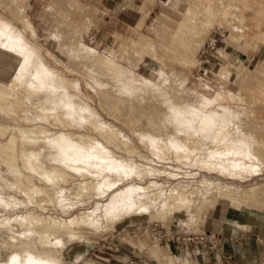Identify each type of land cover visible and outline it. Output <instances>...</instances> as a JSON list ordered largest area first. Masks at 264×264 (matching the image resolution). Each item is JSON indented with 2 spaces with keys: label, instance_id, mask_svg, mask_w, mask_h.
<instances>
[{
  "label": "rangeland",
  "instance_id": "1",
  "mask_svg": "<svg viewBox=\"0 0 264 264\" xmlns=\"http://www.w3.org/2000/svg\"><path fill=\"white\" fill-rule=\"evenodd\" d=\"M235 1L239 2V9L234 8V4H236ZM240 1L24 0L22 3V7L25 6L23 7L25 8L24 15L27 17L30 24H32V26H28V30V28H25L23 23H20L10 12V9L2 3V0H0V17L5 23L11 26L14 38V41L10 42L4 39L1 40L0 37V87L9 95L7 100L1 101L0 103L3 109L2 111L0 108V122L10 126L9 132L12 130V126H21L25 129L30 128V124L20 121V118L31 119L40 115L44 120L45 117L48 119L45 127L47 124L53 123V117L50 118L51 116L49 115V109L53 108V106L48 102L43 106V109L48 112L45 114L42 113L43 115H41L39 114L41 111L37 110L33 102L31 103V101H29L30 103H22L21 99V102L18 101V99L21 96H25L26 93L19 85L16 86L15 84H21L23 87L29 89V93L34 97L45 95L44 97L47 98L46 95L50 94V90H52L47 85L42 84L40 82L41 79L34 75L36 63H21L23 61L22 56L27 50L42 57L48 66L53 68L54 71L59 72V75L63 74L67 78L72 79L74 84L76 83L75 87L77 90L72 83L70 84L68 82L65 84L64 82L65 87L66 85L69 87L71 86V88L66 87L68 89L64 91L65 93L67 92L66 95L72 94L70 95L72 100L76 98V101L73 100L74 103L69 99L71 104H75V107H78L80 102L81 104L88 105V108L91 107V109H87V111L94 113L93 116L114 125L129 137L130 145L134 150L130 149V152L129 150L125 152L127 148L123 149L122 152L127 155L122 153L123 156L125 155V157L136 159V162L138 164L141 163L139 165L142 166L145 162L141 157L145 156L151 160L150 166L153 168L157 166L156 168L163 170L166 167V169H168L167 171H173L172 173L176 171L175 174L185 170L184 172H188L192 174L191 176H195L191 179H183L179 178L182 176V173H179L177 177L167 179L165 176L152 177L150 175L146 176L145 180L130 176L124 178L113 190L125 187L130 183L144 184L147 180H150L151 177L160 182L164 179V184L173 185H182L183 183L187 184L192 182L196 184L199 180L203 179H220L219 182L223 185L230 183L240 187H246L255 183L264 185L263 164L260 168L257 167L255 172L250 176L246 177L244 180H240L217 175V173L211 172L205 167L195 165L194 168V164H189L188 161H184L180 158L176 159V157L174 158L169 155L171 154L170 152H165L166 155L165 153H155V151L153 152L150 150L149 144L146 143L149 142L147 141L148 138L145 136L144 138L143 135L135 131L134 125L131 123L132 118L137 126L151 129L154 127L158 128L159 126L157 123L160 122L163 117L162 112H164L165 106L161 104L159 106L156 97H147L144 101L139 100L136 104L134 103L140 108V111L136 110V108H132V106L128 109L125 106L126 102H124V99H121V106L118 108L115 107L116 104H119L117 102L119 98L108 91L111 87V84H109L111 74L108 72L105 73L104 71H102V73L97 72L99 68L97 65H93L80 56H76L79 51L81 52V45L84 44L102 55L111 58L114 62L119 63L125 68L130 69L132 72L147 77L159 85H163V82H165L167 78L168 84L166 86L169 88L167 91H170L169 96L172 97L174 101L176 100L179 106L184 103L192 104L200 107L203 113L204 111L209 112L213 110L222 111V109L220 110L218 108L219 103L214 99V94L216 91L223 88L228 89L232 93L243 97L245 100L244 104H240L241 102L239 101V103L237 98L233 99L232 106L234 105V108L241 109L244 106L246 110L253 112L252 116L254 117H251L254 120L251 121L252 118L250 117L251 119L248 118L250 122H254L255 124L261 122V124H264V121H262L264 120V0ZM227 4L229 5L227 6ZM224 6L226 8H224ZM229 6H232L234 9L225 12ZM243 6L249 9L245 10ZM207 8H209V12L206 11ZM240 10L244 12L240 13ZM190 12L191 14H189ZM185 13H188V16ZM182 15L184 17H182ZM183 19L184 21H182ZM181 22H183V24ZM204 23L205 25L208 24V26L212 25L209 28L208 26L205 27ZM181 24L187 29L184 30ZM32 27L34 29H31ZM207 28L209 31L206 30ZM193 31L195 33L203 32V35L201 33L197 35L196 33L197 38L201 37V40L196 38L193 44L199 47L197 46L195 48V46L192 45L191 51H187L182 42H184L185 39H190ZM199 40L202 43H200ZM5 41L7 42V46L5 45ZM71 43L73 47L70 45ZM147 43H149L151 47H148ZM144 45L148 48L145 49ZM16 46L17 48H14ZM18 47L21 49H18ZM12 48L14 49L11 50ZM152 48L154 49L152 50ZM16 49H18V52L15 51ZM23 50L25 51L23 52ZM26 64L29 65L26 67ZM44 67L47 68L45 65ZM22 68L24 70H22ZM25 68H27V70ZM43 70L41 71L49 75L46 71L47 69ZM182 75L184 78H182ZM178 76L180 77L178 78ZM55 78L57 79V77H54V79ZM175 79L176 81L179 80L180 83L182 82V87L180 86L181 88H179V90L177 88L180 83H177L178 87L177 85L173 86L175 85V83H173ZM184 79L185 81H183ZM105 82H108L107 86H104ZM12 86H14V88ZM173 88L176 92L173 91ZM58 90L60 92L62 88ZM64 92H62V94ZM107 97L111 99L109 105H113V109H110L112 112H110L109 108L103 106L104 102H109ZM214 104L217 105L215 106ZM60 105L64 106V103L61 102ZM59 126L60 124H56L50 129L53 130V132L58 129V131H62L64 128L65 130L68 129V132L81 131V129L75 126L71 128L65 127L63 124L61 126L64 127ZM159 130H161V128ZM255 130L256 134H262L258 136L263 139L258 147L264 148V130L259 127L255 128ZM82 131H84V129ZM6 135L7 133L2 139L5 138ZM98 140L106 146L104 141H101V139ZM109 147L112 148L111 146ZM43 158L41 154L39 158L40 162H43ZM262 159V161H264V157ZM44 161L47 160L45 159ZM48 163L46 162V166H50L49 164L51 162ZM17 164L18 163L14 166H17ZM43 164L45 165V162H43ZM172 165L178 168L172 170ZM142 166H139V168ZM11 168L12 167H10L5 160H0V245L4 247L7 246L8 243V247H5L8 248L7 250L10 251L12 249L11 251H19L18 253H21L22 250H28V253L35 257L41 251H50L59 259V264H132L131 262H134L133 264L140 262L141 264H161V260L165 257L163 255L173 257L176 264H182V262L185 261L188 262L187 264H197L196 261L192 259L190 252L186 255V252L175 248L172 240L167 241V239L171 238L172 235H174V237H176L177 234L178 236H182L183 232H214L220 236H227L223 233L221 228H230V226L235 225L234 221L240 220L243 214L255 216L260 220L264 228L263 211H247V208L243 206L233 208L231 203L219 197L209 201L210 197L207 196V204L201 205L203 200L200 193H198L196 189H192V191L195 192H192L190 198L195 208L182 211L181 213L183 215L180 213L184 220H189V224L178 222L175 216H159L153 211H150L149 214L148 212H143L141 214H131V216L120 219L114 224L111 223L112 220H108L109 223L103 222L106 226L105 229L100 232L95 231L96 233L91 232L87 234V236L81 235L79 238H74L71 241L66 239L65 241L67 243L64 241L65 244L62 247H40L30 239L19 235L12 238V236H14L12 234V224L6 223L7 221L10 222V220L14 218V216L19 215V213L37 210L32 204V201L29 200L30 198H26L14 184L15 178L9 173ZM196 168L197 170H195ZM73 174H75V172ZM76 178H78V176H75V179ZM194 179L198 180L195 181ZM58 182V186L65 188H70L68 186L73 185L72 179H69L67 182ZM22 183L24 185H29L26 181H22ZM12 186L16 187L14 188ZM12 188H14V190ZM107 197V195H103L101 198L98 197L87 201V197L84 196H66L65 202L59 200V203H63L64 205L65 203L73 204V206L67 210L61 209L63 204L60 205L52 197L49 199L48 203H45L48 208H45L46 211L44 210V213L49 212L65 218L70 217L81 210L92 207L93 201H104ZM193 199H195V201ZM28 200L29 202H26ZM81 201L82 203L80 204ZM28 203L31 205H28ZM176 216L178 217V214ZM1 240H3V242L6 240V244ZM12 245L15 246L12 247ZM191 248H199L201 250L199 245H193ZM149 251L154 253V259H152ZM138 255L142 258L140 257L138 260H136V258H124ZM4 263L10 264L11 261H4L3 264ZM210 264H213V262Z\"/></svg>",
  "mask_w": 264,
  "mask_h": 264
},
{
  "label": "bare ground",
  "instance_id": "2",
  "mask_svg": "<svg viewBox=\"0 0 264 264\" xmlns=\"http://www.w3.org/2000/svg\"><path fill=\"white\" fill-rule=\"evenodd\" d=\"M231 1L233 2V0ZM23 2L24 0H2V3L10 9V12L20 21V23H23L25 28H28L29 30L28 26H32V24H30L29 20L24 15L25 8L23 7L25 6L22 7ZM238 3L239 2H236V4H234L235 9L238 8ZM228 5L229 4H227V6ZM224 8L226 7L224 6ZM234 8L229 6L226 10H223H225V12H229ZM243 8H245V10L249 9L246 6H243ZM206 11L209 12V8H207ZM191 12L189 14H191ZM241 12L244 11L240 10V13ZM186 15L188 16V13ZM182 17L184 16L182 15ZM182 21H184V19ZM181 23L183 24V22ZM182 24L181 27L186 30L187 28L185 29ZM204 26L206 27L208 24L205 25L204 23ZM210 26L208 27L210 28ZM31 29L34 28L32 27ZM206 30L209 31L208 28ZM196 33L193 31L190 39H185L184 42H182V44L184 43L187 51H191L197 35L201 32L197 33V35ZM201 34L203 35V32ZM0 37L1 40L4 39L10 42L14 41L11 26L5 23L1 17ZM72 43L70 44L71 46ZM200 43L202 42L200 41ZM147 44L146 45L148 47H151L149 46V43ZM5 45L7 46V42ZM197 46H195V48ZM148 47H145L144 45L145 49ZM14 48H17V46ZM18 49L21 48L18 47ZM18 49L15 51L18 52ZM80 49L81 52L79 51L76 56H80L85 61H88L93 65H97L99 67L97 72L102 73V71H104L105 73L108 72L111 74V77L109 76V84H111V87L108 91L115 94L119 98L117 101L119 104H116L115 107L118 108L121 106V99H124V102H126L125 106L128 109L132 106V108H136V110L140 111V108H138L135 104L139 100H146L147 97H156L159 106L160 104L165 106L164 112H162L163 117L161 115V121L157 123L159 126L158 128L154 127L151 129L143 126H137L135 125L133 118L131 121L134 125L133 127L135 131L140 135H143V137L145 136L148 138L147 141L149 142H145L149 144V148H151L150 150L153 152L155 151V153L158 152L162 154L170 152L171 154L169 155L174 158H180L184 161H188L189 164H194V168L195 165L205 167L208 168L209 171L217 173V175L240 180H244L246 177L255 172L257 167L260 168L262 164L264 165V161H262V158L264 157V148H259L260 146L258 147L259 143L263 140L260 137L262 134H256L255 132V128L258 127L264 130V124H261V122L259 124L250 122L248 118L252 116L253 112L246 110L244 106L242 108L240 107L241 109L234 108V105L232 106L233 99L236 98L238 102H241H239L240 104H244L245 100L243 97L223 88L216 91L214 94V99L219 103L218 108L220 110L222 109L220 112L213 110L209 112L207 111L208 113L204 111L203 113L200 107L188 103H184L179 106L178 103H176V100L174 101L172 97L169 96L170 91H167L169 88L166 86L168 84L167 78L165 79V82H163V85H159L151 79L134 73L130 69L114 62L111 58L102 55L91 47L83 44ZM153 49L154 48H152V50ZM24 51L25 50H23V52ZM22 57L23 61L21 63L23 64L26 62L36 63L34 75L38 76L41 79L40 82L47 85L52 90H50L51 95L46 93L47 98L44 97L45 95L34 97L29 93V89L23 87L21 84H15L14 79L13 83L16 86L19 85V87H21V89L26 93V95L21 96L18 101L21 102L22 100V103L29 101H31V103L33 102L37 110L41 111V113L39 112L41 115L48 112L43 109V106H45L48 102L53 106V108L49 109V115L51 116L50 118L53 117V123L51 122L52 126L51 124H47L45 127L48 119L45 117L44 120L40 117V115L31 119L20 118V121L28 122L30 124V128L25 129L21 126H12V130L9 132L10 126L0 122V160H5V162L12 167L11 170H9V173L15 178L14 184L26 198H30L29 200L32 201V204L37 209L35 211L19 213V215L14 216L10 222H6L7 224H12V234L14 235L12 238L19 235L30 239L33 243L37 246L39 245L40 247H62L64 246V241L66 239L71 241L74 238H79L81 235L87 236V234H90L91 232H100L105 229L106 226L103 222L109 223V221L112 220L111 223L114 224L120 219L131 216V214H141L143 212H148L149 214L150 211H153L154 213L156 212L159 216H175L178 222L189 224L188 219L184 220L181 217V212L195 208L194 204L191 203L192 200L190 198L193 192L192 189H196L198 193H200L203 200L201 205L205 203L207 204V196L210 197L209 201L219 197L220 199L231 203L233 208L243 206L247 208V211L256 210L264 212V185H260L258 183L246 187H240L230 183L223 185L219 182L220 179H203L199 180L196 184H193L192 182L187 184L183 183L182 185L164 184V179L162 182L155 180L152 178L153 176H165L169 179L177 177L179 173H182V176L179 175V178L183 179H191L195 176H191L192 174L184 172L185 170L175 174L176 171L175 173H172L173 171H167L168 169H166V167L163 170H159V168H156L157 166L153 168L150 166L151 160L145 156H140L143 158V161L147 163H143V166L139 165L141 163L138 164L136 159H133L132 157H125L126 154L122 152L123 149L127 148L125 152H128V150L130 152V149L134 150L130 145L129 137L122 133V131L114 125L93 116L94 113L87 111V109H91V107L88 108V105L82 103V106L81 102L80 104L77 102L80 107H75L73 100L76 101V98L73 96L75 99L72 100L70 97L72 94L66 95L67 92H64L65 90L67 91V88L69 87L66 85V88L64 82L65 84L68 82L70 84L72 83L76 89V83L74 84L72 79L67 78L61 73V75H59L58 71H54L53 68L47 65L42 57L36 55L35 53L26 50ZM27 65L29 64H26V67ZM44 65L47 66V68H45ZM23 68L22 70H24ZM25 69L27 70V68ZM43 69H47L46 71L49 75L43 72ZM54 77H57L58 80L56 78L54 79ZM179 77L180 76H178V78ZM182 78H184L183 75ZM185 79L183 81H185ZM173 83H175L173 86H176L177 83H180V81H176L175 79V82ZM181 84L182 82L179 87L177 85L178 90L182 87ZM107 85L108 82H105L104 86ZM14 86L12 87L14 88ZM59 88L60 90L61 88L62 90L64 89L63 91L61 90L64 92L63 94L61 91L59 92ZM69 88H71V86ZM8 98V93L0 87V103ZM69 99L70 101L72 100V104L69 102ZM107 99H109V102H104L103 106L112 110L113 105H109L111 99L109 97H107ZM61 102L64 103V106L60 105ZM239 103L237 104L240 105ZM0 108L3 111L1 104ZM111 110L110 112H112ZM253 120L254 119L252 118L251 121ZM56 124H60V126L63 124L65 127L70 128L75 126L78 129H81V131L75 130L77 132H72L70 130L71 132H68V129L65 130V128L62 129V131H58L59 129L57 128L58 130L53 132L50 128ZM160 128L161 130H159ZM83 129L84 131H82ZM6 133V137L2 139ZM98 139L104 141L106 146ZM122 153L125 155L123 156ZM41 154L44 157L43 159L47 160L44 161L42 159V161L45 162V165L39 160ZM46 162H51L50 164L48 163L50 166H46ZM16 163H18L17 166H14ZM138 165L142 167L139 168ZM176 168L178 167H174V165L171 167L172 170H175ZM195 170H197V168ZM74 172L75 174H73ZM150 175L152 176L151 179L147 180L145 183L143 182L144 184L130 183L125 187L113 190V188L117 187L118 184H120V182L126 177L135 176L140 180H145V177ZM75 176H78V178L75 179ZM69 179H72L73 184L72 186H68L70 188L58 186V181L67 182ZM22 181H26L29 185H24ZM14 188L12 189L14 190ZM103 195L108 196L106 200L93 201L94 203L92 207L81 210L70 217L65 218L58 216V214L54 215L49 212L44 213V210L46 211L45 208H48L45 203H48L49 199L52 197L59 203V200L61 202H65L66 196H84L87 197L86 199L89 201V199H96L98 197L101 198ZM29 200L26 202H29ZM193 200L195 201V199ZM81 203L82 201L80 204ZM62 204L63 203L60 205ZM28 205L31 204L28 203ZM72 206L73 204L65 203V205L63 204V206H61V209L67 210ZM177 214L178 217L176 216ZM234 222L236 226L235 228H247V225L242 221ZM1 241L3 242V240ZM5 241L3 243L6 244ZM8 245V243L7 246L4 247L0 245V264H3L4 261H11L12 264H59V259H57V257H55V255L50 251H41L35 257L30 255L28 250L21 249V253H18L19 251H11V248L15 245H12L10 248L11 250L9 251L7 250L8 248H5L8 247ZM149 253L152 256V259H154V253L151 251H149ZM163 256L165 257L161 260L162 262L160 261L161 264H176L173 257L166 255ZM187 263V261L182 262V264ZM220 263L221 260H219V264Z\"/></svg>",
  "mask_w": 264,
  "mask_h": 264
},
{
  "label": "crops",
  "instance_id": "3",
  "mask_svg": "<svg viewBox=\"0 0 264 264\" xmlns=\"http://www.w3.org/2000/svg\"><path fill=\"white\" fill-rule=\"evenodd\" d=\"M242 218L238 221H242L247 225L245 229L235 228L236 226H230V228H221L223 233L231 238H240L241 247L234 252V264H264V228L260 220L251 214H243ZM227 251H230V244L225 246ZM190 255L197 264H204L202 262L201 250L198 248H191ZM188 252V253H189ZM141 257V256H140ZM138 256H127L124 258H140ZM142 258V257H141ZM220 260V259H219ZM137 264H141L137 263Z\"/></svg>",
  "mask_w": 264,
  "mask_h": 264
},
{
  "label": "built area",
  "instance_id": "4",
  "mask_svg": "<svg viewBox=\"0 0 264 264\" xmlns=\"http://www.w3.org/2000/svg\"><path fill=\"white\" fill-rule=\"evenodd\" d=\"M180 238V240H179ZM173 241L176 249L186 252L188 254L189 250L193 245H199L201 248L202 262L204 264H219V259H221L220 264H234V252L240 247V238H231L228 236H220L214 232H200V233H185L182 236L167 239V241ZM230 244V251L225 249L226 244ZM132 264L134 262H131Z\"/></svg>",
  "mask_w": 264,
  "mask_h": 264
}]
</instances>
